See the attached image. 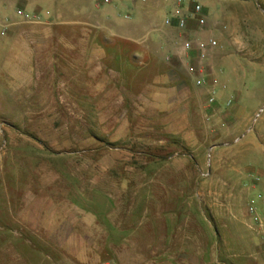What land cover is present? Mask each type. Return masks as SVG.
<instances>
[{"label":"rangeland","instance_id":"1","mask_svg":"<svg viewBox=\"0 0 264 264\" xmlns=\"http://www.w3.org/2000/svg\"><path fill=\"white\" fill-rule=\"evenodd\" d=\"M123 1L0 0V264H263L264 0Z\"/></svg>","mask_w":264,"mask_h":264},{"label":"built area","instance_id":"2","mask_svg":"<svg viewBox=\"0 0 264 264\" xmlns=\"http://www.w3.org/2000/svg\"><path fill=\"white\" fill-rule=\"evenodd\" d=\"M111 0H101L102 4H109ZM178 6L183 3V0H176ZM17 16L22 17L24 22H34L39 23L38 20L40 18L37 15L30 16L28 14H24L21 10H17ZM128 18V16H126ZM189 23H194L198 28H203L206 26V15L203 11V7L200 4L192 3L191 9L185 15L179 16H171L164 21V25L166 26H175V28L179 30H186L189 26ZM10 26V23L4 24L3 31L1 34H5L7 27ZM217 43L213 39H208L206 41H199L196 43V52L199 60H204L207 56V53L213 50L216 47ZM181 50L183 52H187L191 50L190 42L184 41L180 45ZM202 79L197 81V84L202 83ZM208 103L211 105L214 103V97H210L208 99ZM261 203L264 205V199L260 196ZM249 218L251 223L253 224L254 231H256L257 235H260L264 240V217H262L258 212L257 208L252 204L249 207ZM109 264V263H104Z\"/></svg>","mask_w":264,"mask_h":264},{"label":"crops","instance_id":"3","mask_svg":"<svg viewBox=\"0 0 264 264\" xmlns=\"http://www.w3.org/2000/svg\"><path fill=\"white\" fill-rule=\"evenodd\" d=\"M96 2H97V1H96ZM121 3L123 4V6H126V3H124L123 0H121ZM99 5L102 6L103 4L101 3V4H99ZM2 7H3V6H2ZM94 8L96 9V11H93V12H91V13L88 14V16L90 17V18H89V21H90V20H94V19H100V18H99L100 13L98 12V2L95 3ZM81 23H82V22H81ZM261 255H263V257H264V252L261 253ZM263 262H264V260H263ZM263 264H264V263H263Z\"/></svg>","mask_w":264,"mask_h":264}]
</instances>
